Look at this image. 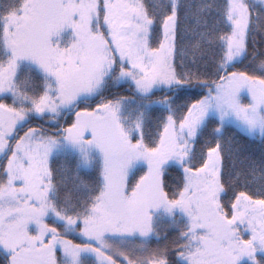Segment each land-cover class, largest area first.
Wrapping results in <instances>:
<instances>
[{
    "label": "snow or ice",
    "instance_id": "1",
    "mask_svg": "<svg viewBox=\"0 0 264 264\" xmlns=\"http://www.w3.org/2000/svg\"><path fill=\"white\" fill-rule=\"evenodd\" d=\"M0 264H264V0H0Z\"/></svg>",
    "mask_w": 264,
    "mask_h": 264
}]
</instances>
